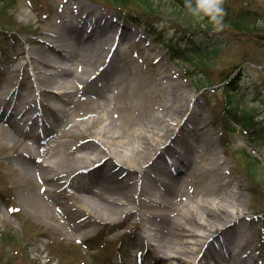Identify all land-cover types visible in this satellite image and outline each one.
<instances>
[{"label": "rangeland", "instance_id": "1", "mask_svg": "<svg viewBox=\"0 0 264 264\" xmlns=\"http://www.w3.org/2000/svg\"><path fill=\"white\" fill-rule=\"evenodd\" d=\"M7 1V6L10 1L9 9L0 8V26L9 29L6 32L0 27V66L16 67V72L12 75L9 71L0 70V85L15 87L21 83L26 86L31 80L30 66L34 62L30 60L33 55L30 51L38 55L34 49H39L42 41L48 44L47 35L42 32L58 15L57 2L62 0ZM68 1L65 7L71 13L76 10L74 15L88 19L87 24L91 15L85 16L87 10L78 9L79 1L109 16L117 31L126 29L132 33L130 42H123L121 47L127 51L125 57L130 60L129 65L144 66L147 73H152L150 86L159 94L151 100L153 105L162 103L165 96L160 91L162 84L176 90L180 88L185 94L188 106L183 114L170 118L169 129L163 137L168 138L162 150L168 148L165 153L173 157L172 160L177 159L170 146L178 151L181 146L192 156L187 162L177 156L185 162L178 179L184 180L188 186L183 185L177 192L170 191L168 196L162 197L166 203L158 210L152 199L163 180L172 173L168 166L163 175L153 173L149 178H142L148 188L145 192L140 191L139 198L143 200L140 210L151 213V216L160 213L159 218L148 215L144 225V222L134 219V213L124 211L114 216L119 220L115 225L108 222L107 216L103 221H93L81 211L61 212L57 203L70 207L69 198L78 192L99 200L128 193L130 198L127 196L126 202H129L132 186L128 189L124 186L127 183H119L114 194L113 190L109 191L103 183H99V192L94 195L92 184H88V175L84 174L71 184L57 179L53 182L57 191L51 197L42 196L41 189L45 184L31 177L33 168L24 166L20 169L14 161L17 154L10 158L12 151L0 147V264H211L214 260L226 264L225 259L229 263L228 254L234 260L238 258L234 264H264V135L258 136L259 129H264V0H220L223 12L238 17L233 23L241 20L248 28L221 24L218 30L206 29L200 19L187 12L185 6L172 0H149L152 6H148L145 0L123 3L110 0ZM149 27L153 32H149ZM192 37L198 44H202L201 41H220L216 43L218 49L210 56L211 60L198 70L185 61L173 58L166 47V44L175 43L189 49L188 39ZM22 68L27 74L20 73ZM158 82L161 84L156 85ZM229 82H232L231 88ZM33 91L39 102L45 100L41 91ZM3 94L0 91V97L4 99ZM239 113L246 114L250 124L244 126L235 122L233 116L236 118ZM85 114L86 109L81 105L73 116ZM73 116L66 124L60 113L53 116L60 128L59 134L63 127L69 128L70 121L77 120ZM225 119L227 122L224 124ZM254 121L259 124L250 127ZM186 123L199 129L189 131V125L184 126ZM164 126H159L161 131ZM52 132L55 133L50 125L45 124L36 136L43 142L51 138ZM76 134L75 141L85 142L88 138L79 132ZM207 134L213 149L205 152L200 157L203 161H200L197 145H189L188 140ZM186 136V140L181 141ZM71 140H74L73 137ZM243 150L253 153L258 163L247 165L240 153ZM155 159L154 164L166 165L161 156ZM212 160L220 163L217 170L210 165ZM217 171L228 180L226 188L236 191L233 197L236 205L234 208L226 206V209L237 211L241 219L224 232L216 233L217 236L205 238L210 235L212 227L222 225L224 214L214 218L213 224L206 228L198 225L199 218L195 215L183 218L177 209L190 199L210 206L214 199L221 196L226 188L215 184ZM203 217L208 219L205 214ZM193 227L195 232L190 235L188 230H193ZM150 231L155 233L151 244L144 238V232ZM186 237H190L191 242L204 243L198 253L190 248V244L184 243ZM225 238H231V242L225 246L224 253H220L225 258L221 261L215 256L221 249L218 243H225ZM241 244H244L242 249ZM178 246H185L187 251L175 252L173 249Z\"/></svg>", "mask_w": 264, "mask_h": 264}, {"label": "bare ground", "instance_id": "2", "mask_svg": "<svg viewBox=\"0 0 264 264\" xmlns=\"http://www.w3.org/2000/svg\"><path fill=\"white\" fill-rule=\"evenodd\" d=\"M68 2V0L57 2L58 15L42 32L43 35H47L48 44L42 41L39 49H34L39 53L38 55L33 50L30 51L33 54L30 60L34 61L30 62V82L28 81L26 86L21 83L15 87L10 84L0 85V91L6 97L4 99L0 97V102H3V106L0 105V147L2 150L12 151L10 158L17 154V159L14 161L18 163L20 169L24 166L33 168L31 177L45 184L41 189L42 196L51 197L52 193L57 191L54 188L56 183H53L57 179H61L62 183L71 184L78 176L84 174L88 175V184H92L94 195L99 192V183H103L109 191L113 190L114 194L120 186L119 183H127L124 186L128 189L132 186L129 202H126L127 196L130 198L128 193H120L121 197H104L99 200L94 196L81 195L78 192L69 198L70 207L57 203L61 212L81 211L93 221L95 219L103 221L104 216H107L108 222H114L112 224L115 225L119 220L114 216L126 211L128 214L134 213V219L138 222L148 221V215L151 216V213L140 210L143 203L139 198L140 191L145 192L148 188L146 180L142 178H149L153 173L163 175L167 171L165 168L169 166L171 170L167 169L172 173L163 180L156 194L163 191V184L168 188L167 190L171 189L174 192L183 185L188 186L184 180L178 179L181 177L179 173L183 171L185 162L179 160L177 156L183 157L186 162L192 159V156H189L187 150L181 146L179 151L170 146L169 149L177 159L172 160L173 157L165 153L168 148L162 150L168 138L163 137L169 129L170 118L173 115L183 114L184 108L188 106V100L180 88L176 90L162 84L160 91H163L165 96L161 104L153 105L151 100L156 99L159 94L150 86L152 73H147L144 66L129 65L130 60L125 57L127 51L121 47L123 42H130L132 33H128L126 29L117 31L109 16L79 1L78 9L87 10L85 16H94L92 19L90 16L87 24L88 19L74 15V11L71 13L69 8L65 7ZM87 28L91 30L87 32ZM0 70L9 71L14 75L16 67L0 66ZM20 73L25 75L27 71L22 68ZM160 84V82L156 83V85ZM33 89L43 93L45 96L43 102L38 101ZM81 105L86 109V114L73 116ZM58 113L66 119L65 124L69 117L77 118L70 121L69 128L63 127L60 134L57 122L52 119ZM45 124L50 125V129L55 133L52 132L53 135L49 140L41 142L36 134L41 131V125ZM160 125H165L163 131L162 128L160 130ZM184 126H188L189 131L199 129L198 126L192 127L189 123ZM76 132L88 136L86 141H75L78 137ZM72 137L74 140H71ZM186 138L187 136L184 139L182 137L181 141ZM188 141L193 147L197 145L199 158L213 149L208 134L198 135L194 140ZM192 141L195 142L192 144ZM159 156L166 165L153 163ZM200 161L203 159L200 158ZM216 162L217 160H212L210 163L215 170L220 165ZM216 178L215 184L219 188L227 187L228 180H225L224 175H220L217 171ZM235 195L234 189L226 188L210 206L204 201L199 203V200L190 199L177 210L183 218L185 215H195L199 218L198 225L206 228L213 224L214 218L224 214L222 225L212 227L210 235L205 236L208 238L224 232L241 219L240 213L226 209V206L234 208L236 205L233 200ZM152 200L160 204L165 202ZM77 201L81 202L75 205ZM204 214L208 217L207 220L203 217ZM178 223L180 224L179 221ZM188 231L193 235L194 227L193 230ZM151 234L153 238L155 233H148L150 244V240H153ZM224 240L225 243L224 241L218 243L219 249L222 250L220 249L219 254L217 251L218 256H215L221 261L225 259L221 254L224 253L225 246L230 244L231 238ZM246 242L248 243L247 239ZM184 243L190 244V248H194L197 253L204 244L191 242L190 237H186ZM243 245L241 244V249ZM173 250L177 253L187 251L185 246H178ZM233 258L228 254L229 263L225 259L226 264H234L238 258L235 260ZM211 264L224 263L214 260Z\"/></svg>", "mask_w": 264, "mask_h": 264}, {"label": "trees", "instance_id": "3", "mask_svg": "<svg viewBox=\"0 0 264 264\" xmlns=\"http://www.w3.org/2000/svg\"><path fill=\"white\" fill-rule=\"evenodd\" d=\"M6 1L7 0H0V8H3L5 10L9 9L10 1L8 3V6H7L8 1L7 2ZM110 1L123 3L127 0H110ZM149 2H150L149 0H145V3L148 6H152L151 2L150 3ZM172 2L179 3L185 6V0H172ZM237 18L238 17H231L230 12H226V13L223 12V15L221 18V24L227 25L229 27L233 26L234 28H240V27L248 28V25H246L244 22H241V20L238 21L237 23H233L234 21H236ZM239 18H242V17H239ZM200 20L202 21L206 29H213V30L215 29L207 17H204L203 19H200ZM0 27L2 29H6L7 32L9 31V29L4 28L3 26H0ZM149 32H153V30H151V27H149ZM219 42L201 41L202 44H198L197 42H195L194 38L192 37L188 39L187 48L189 49H186L185 46H183L182 44L176 45L175 43L166 44V47L171 51L173 58H177L182 61H185L189 65H191L194 69L198 70V69H201V67L205 65L207 60L209 59L211 60L210 56H212V53H215L217 51L218 46H216V43L219 44ZM229 84H230L229 87L231 88L232 82H229ZM233 118L235 122L239 124H244V126H246V124H250L247 122L248 119L246 118V114L243 115L239 113V116H236V118L233 116ZM225 122H227V119L224 120V124ZM229 131H232V130H229ZM258 133H259L258 136L264 135V129L262 128L259 129ZM240 153H242L243 159L247 165H250L253 162H255L256 164L258 163L257 157L250 151L243 150Z\"/></svg>", "mask_w": 264, "mask_h": 264}, {"label": "clouds", "instance_id": "4", "mask_svg": "<svg viewBox=\"0 0 264 264\" xmlns=\"http://www.w3.org/2000/svg\"><path fill=\"white\" fill-rule=\"evenodd\" d=\"M185 8L194 18L207 17L215 29L222 27L223 8L220 0H185Z\"/></svg>", "mask_w": 264, "mask_h": 264}]
</instances>
